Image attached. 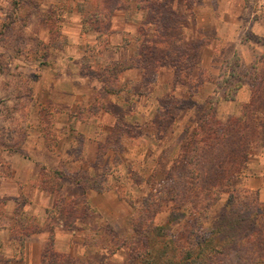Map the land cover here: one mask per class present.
<instances>
[{"label":"rangeland","instance_id":"1","mask_svg":"<svg viewBox=\"0 0 264 264\" xmlns=\"http://www.w3.org/2000/svg\"><path fill=\"white\" fill-rule=\"evenodd\" d=\"M105 2L0 0V229L41 226L50 203L44 225L74 231L59 254L128 264L153 225L165 235L149 249L173 258L264 174V0ZM62 78L82 95L63 94ZM93 192L109 196L105 212ZM76 198L74 214L60 210Z\"/></svg>","mask_w":264,"mask_h":264},{"label":"trees","instance_id":"2","mask_svg":"<svg viewBox=\"0 0 264 264\" xmlns=\"http://www.w3.org/2000/svg\"><path fill=\"white\" fill-rule=\"evenodd\" d=\"M102 2L106 7L105 9H108L107 2H105V0H102ZM139 4L141 5V2H138V5ZM142 7H147L148 13L150 14H152V12L155 14L157 13L156 9H154L150 5H144ZM157 8L159 9L160 5ZM93 14H100V16H102L99 11L92 13V15ZM151 21L154 22L153 20H151V18L146 22H148V24H151ZM163 26H165V24L162 23V27ZM142 45L145 46L146 51H156L158 49V46L160 45V42L158 41V39H148L145 40ZM145 50H143V52H145ZM143 52L141 51V53ZM48 171L50 173L52 172L55 175H60V179H65L68 177V174L63 171V169H60V171H51L50 169H48ZM249 193H253L256 198L254 199V195L249 197ZM236 197L237 199L234 200V203L240 201V204H242L245 209L241 207L236 208L238 210H235L234 208L230 212H225L223 214L222 220H220L219 222V225L215 228L216 230H213L210 235H208V237H205V235H197V238L190 242L189 248L188 246H185V249H182V251L180 249L177 250V246H175V244L174 246L176 250L180 253L173 256V258H169V256L167 257V254L163 255L162 252L160 254H153L151 252V249H149V243L154 234L157 236L165 235L162 231L164 227L151 225L148 228L147 226H145L146 228H148L145 231V240L148 242L145 244L143 250L132 248V252L134 255L130 258L128 264H137V262L139 263V259L140 264H195L194 260H201L202 264H222V262L227 259V251H232L236 254V264H264V201L260 199L257 191L251 189L237 190ZM79 202V198L73 199L71 202L61 201L60 210H64L63 212L65 214L66 212H69L70 215L74 214L77 207L79 206ZM82 203L84 204L85 202ZM252 203L253 206L258 205V208L252 209ZM256 212L257 222L254 221L253 223H251L252 216ZM242 213L244 215H242ZM20 214H22V210L21 208H18V210L16 211V215L19 216ZM30 219L31 222H27L26 220H18L16 218L14 220V224L12 225L11 233L12 235H19L22 245L24 243L25 236L42 231V227L38 226L35 223L34 218ZM249 221L251 224L248 229ZM71 228L73 229V227ZM104 232L106 231L104 230ZM112 232L114 233V231ZM242 232H244L245 235L244 233L241 235ZM200 233L203 232L201 231ZM254 236H256V239H253ZM98 237L99 236H94V238L87 237L86 241H89L88 246L95 245L96 243H93V240H97ZM114 239L118 240L121 239V237L115 235ZM54 241V232L50 231L48 241L45 245L44 256L41 264H93L92 260L88 258L84 259L80 257L74 259L69 254L57 253L54 250ZM126 241L127 239L125 240V242ZM162 258H164L163 262H161Z\"/></svg>","mask_w":264,"mask_h":264},{"label":"crops","instance_id":"3","mask_svg":"<svg viewBox=\"0 0 264 264\" xmlns=\"http://www.w3.org/2000/svg\"><path fill=\"white\" fill-rule=\"evenodd\" d=\"M60 91L63 94L70 96H81L82 92L78 86V81L75 78L71 79H60ZM71 125V124H70ZM245 186L248 189L258 191L260 198L264 200V174L248 178L245 182ZM30 191V192H29ZM32 190L27 188L24 191V194L30 196L28 193H31ZM94 195L91 200L94 205L97 207L98 210L101 212H105L107 210L106 202L105 201L109 196L105 195L106 197L100 196L99 193L93 192L91 193ZM110 195V194H109ZM100 200L101 203L97 201ZM30 199H33L30 196ZM44 204V203H43ZM45 205V204H44ZM105 205V206H103ZM47 207H50L51 204L47 203ZM46 206L40 207L39 212L33 213L37 215L39 218L37 221L42 227L41 232H35L25 236L24 243L21 245V241L16 235H12L11 231L9 230V225L5 224L3 228L0 229V264H41L44 256L45 245L48 241L50 235V228L47 225H44V221L46 220L45 210ZM104 207V208H102ZM10 207H8V210ZM7 210V211H8ZM29 214L32 213V209L29 207L27 209ZM105 210V211H104ZM11 211L8 212L7 216L10 217ZM12 217H10L11 219ZM50 222V219H47ZM74 231H69L65 228L60 227V225L56 226L55 228V249L61 252L71 253L73 252V248L71 242H74ZM23 251V252H22Z\"/></svg>","mask_w":264,"mask_h":264}]
</instances>
